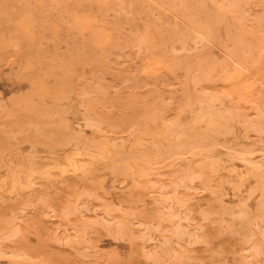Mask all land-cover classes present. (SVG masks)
Here are the masks:
<instances>
[{
    "label": "rangeland",
    "instance_id": "obj_1",
    "mask_svg": "<svg viewBox=\"0 0 264 264\" xmlns=\"http://www.w3.org/2000/svg\"><path fill=\"white\" fill-rule=\"evenodd\" d=\"M0 264H264V0H0Z\"/></svg>",
    "mask_w": 264,
    "mask_h": 264
}]
</instances>
